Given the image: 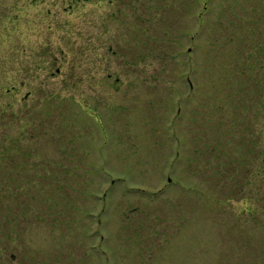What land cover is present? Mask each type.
<instances>
[{
	"label": "rangeland",
	"instance_id": "374dc122",
	"mask_svg": "<svg viewBox=\"0 0 264 264\" xmlns=\"http://www.w3.org/2000/svg\"><path fill=\"white\" fill-rule=\"evenodd\" d=\"M0 264H264V0H0Z\"/></svg>",
	"mask_w": 264,
	"mask_h": 264
},
{
	"label": "flooded vegetation",
	"instance_id": "af4514ba",
	"mask_svg": "<svg viewBox=\"0 0 264 264\" xmlns=\"http://www.w3.org/2000/svg\"><path fill=\"white\" fill-rule=\"evenodd\" d=\"M59 71V69H57V72ZM189 86L192 87V85L189 83Z\"/></svg>",
	"mask_w": 264,
	"mask_h": 264
}]
</instances>
